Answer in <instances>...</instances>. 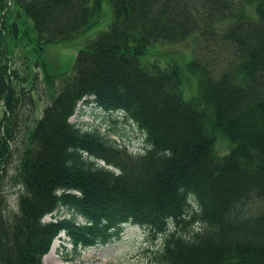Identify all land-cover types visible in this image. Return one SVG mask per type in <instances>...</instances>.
<instances>
[{
  "label": "trees",
  "instance_id": "trees-1",
  "mask_svg": "<svg viewBox=\"0 0 264 264\" xmlns=\"http://www.w3.org/2000/svg\"><path fill=\"white\" fill-rule=\"evenodd\" d=\"M10 1L27 19L6 17L0 3V264H43L60 233L74 250L105 245L127 225L154 243L150 264H264V0ZM103 1L112 6L110 27L79 50L64 84L46 73L51 102L23 123L22 192L9 210L11 126L26 101L16 93H26V78L13 52L30 44L37 56L44 44L88 30ZM192 37H218L233 57L221 69L187 61L199 82L186 98L180 66L144 57ZM28 87L31 94L34 79ZM79 102L126 116L146 147L132 153L71 122ZM219 139L229 152L219 153ZM60 208L70 216L44 220Z\"/></svg>",
  "mask_w": 264,
  "mask_h": 264
},
{
  "label": "rangeland",
  "instance_id": "rangeland-1",
  "mask_svg": "<svg viewBox=\"0 0 264 264\" xmlns=\"http://www.w3.org/2000/svg\"><path fill=\"white\" fill-rule=\"evenodd\" d=\"M1 2L5 5L3 12L8 10L7 13L5 12L6 17L27 19L10 0H0ZM112 21V6L108 1H103L98 22L88 30L61 42L44 44L37 56L34 54V47L30 44H22L13 52V66L18 69V77H22L21 80L26 78L24 83L26 95L20 93L17 87L16 93L20 95V98L21 95H24L25 99L22 100L26 101H24L25 103L18 101L16 110L19 116L16 124L11 126L12 133L17 137V145L12 146L13 152L7 159L8 165H6V175L3 181V191L9 210H17L18 196L22 192V187L19 188L15 181L23 147V123L27 120L28 115L31 114L32 117V111L35 117H39L45 105L51 102L48 95L50 87L45 81L46 73L53 77L52 85L57 87V85L64 84L63 78H71L74 75L73 65L79 50L95 39L99 33L107 30ZM232 57L233 53L230 48L218 37L205 40L192 37L182 43H166L150 48L149 53L144 57V63L159 65L163 68L171 65L180 66L179 69L183 75L184 96L192 98L197 95L199 79L196 74L187 68L184 69L186 62L195 58L206 64L218 65L221 69L231 64ZM10 74H13L11 67ZM31 79H34V90L30 94L28 83ZM1 106L0 104V119L2 118ZM70 121L79 123L86 129H100L102 134L112 138L118 145L125 144L132 153H139L146 147V141H144L146 137L131 120L121 113H105L93 105L85 106L83 102H79ZM0 135H2V127ZM17 147H19L18 150ZM229 148V142L219 139L217 143L219 153L225 154L229 152ZM58 216L68 217L70 213L60 208L52 215H47L44 220L47 221ZM66 239L64 233H60L53 240L49 252L43 257V264H150V253L146 249L149 246H154L152 240H149L147 232L136 225L125 226L119 238L110 243L90 246L80 251L74 250L72 243ZM161 242V238L156 240L158 246L161 245Z\"/></svg>",
  "mask_w": 264,
  "mask_h": 264
}]
</instances>
